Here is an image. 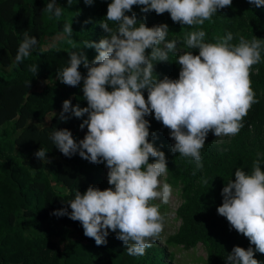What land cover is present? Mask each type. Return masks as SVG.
<instances>
[{
	"label": "trees",
	"instance_id": "trees-1",
	"mask_svg": "<svg viewBox=\"0 0 264 264\" xmlns=\"http://www.w3.org/2000/svg\"><path fill=\"white\" fill-rule=\"evenodd\" d=\"M48 2L0 0V264H169L163 261V250L153 246L144 256L128 255L126 245L111 231L106 244L97 246L84 235L79 221L53 214L60 209L70 212L68 202L76 191L83 194L89 186L100 190L112 187L104 174V170L108 171L104 162L93 164L78 152L66 157L50 139L55 129H68L77 143L87 133L86 126L79 127L87 114L76 118L69 111L66 121L60 119L66 99L72 106L87 107L83 79L76 87L58 79L59 73L69 66L68 53L72 50L64 24L71 23V39L81 47L86 40L99 42L108 35L100 23L107 22L112 28L115 24L105 20L112 0H93L91 5L84 0H73L72 5L67 0H56L64 8L59 20L49 18L44 10ZM141 7L132 9L138 23L148 27L167 24L168 39L179 42V53H169V61L154 62L158 79L179 78L181 66L176 59L183 51L198 55V49H187L183 44L187 33L197 28L205 31L206 43H215L228 32L234 35L232 44L239 42V36L264 40V7L257 8L248 0H232L231 7L218 9L211 22L196 27L173 22L167 12L144 13ZM25 32L38 43L29 57L16 64L14 57ZM81 50L89 64L98 54L94 48ZM32 65L38 66L37 74L29 70ZM79 71L86 77L83 64ZM250 78L258 102L252 105L237 135L215 142L208 133L201 149L202 167H197L191 158L173 153L175 141L170 138V130L154 115L145 117L150 124L149 141L166 157L169 171L164 180L179 190L180 203L175 209L179 223L165 243L183 249L201 244L204 264H228L226 257L234 246L252 247L254 258L264 264V254L255 251V246L216 211L222 204V188L230 179L235 180L236 168L251 174L256 153H264V50L261 62L252 67ZM143 95L147 100V90H143ZM40 148L47 151L49 163L35 156ZM153 162L155 158L150 157L149 163ZM261 170L264 171V164Z\"/></svg>",
	"mask_w": 264,
	"mask_h": 264
},
{
	"label": "clouds",
	"instance_id": "clouds-1",
	"mask_svg": "<svg viewBox=\"0 0 264 264\" xmlns=\"http://www.w3.org/2000/svg\"><path fill=\"white\" fill-rule=\"evenodd\" d=\"M67 3L72 5L73 0ZM84 3L91 5L93 0ZM248 3L264 7V0ZM231 5L232 0H112L105 20L115 24V28L107 22L100 23L108 35L99 42L86 40L82 45L98 53L91 64L82 47L71 39V23L64 24L72 50L68 53L69 66L59 73L58 79L72 87L83 79L87 107L72 106L66 99L60 119L66 121L69 111L76 118L87 114L79 125L80 129L86 126L87 133L77 143L68 129H55L50 139L66 157L78 152L93 164L104 162L107 183L112 187L100 190L89 186L83 194L76 191L74 199L68 202L71 211L60 209L53 214L79 221L84 235L97 246L106 244L111 231L126 245L128 255L144 256L163 231L164 216L160 204L154 201L167 204L173 189L160 179L169 170L164 152L148 139L150 124L146 116L154 115L170 130V138L175 141L173 153L191 158L197 167H202L201 149L208 133L215 137L237 135L252 105L258 102L250 77L252 67L261 62L264 40L239 36V42L232 44L234 35L228 32L215 43H206L205 31L197 28L187 33L183 44L187 49H198V55L183 51L176 59L181 66L179 78L158 79L154 62L169 61V53L176 52L179 42L168 39L167 24L148 27L138 23L133 6H142L144 13L167 12L173 22L196 27L211 22L218 9ZM44 10L49 18L59 20L64 8L56 0H49ZM37 43L34 36L25 32L14 62L22 63ZM82 64L87 69L86 77L79 71ZM29 70L37 74L38 66L32 65ZM143 90H147V100ZM46 152L40 148L35 156L49 163ZM150 157L155 162L149 163ZM262 164L264 153L257 152L251 174L236 168L235 180L230 179L222 188V204L216 211L255 246V251L264 254ZM226 260L228 264H260L252 247L234 246Z\"/></svg>",
	"mask_w": 264,
	"mask_h": 264
},
{
	"label": "rangeland",
	"instance_id": "rangeland-1",
	"mask_svg": "<svg viewBox=\"0 0 264 264\" xmlns=\"http://www.w3.org/2000/svg\"><path fill=\"white\" fill-rule=\"evenodd\" d=\"M174 53H179V50L177 49ZM228 137L229 136L215 137L214 134L210 132V138L215 142L224 141ZM107 172V170H104V174H107ZM160 179L165 182L164 177ZM172 189V197L167 204H161L158 200L154 201V203L160 204L159 210L164 216V227L159 239L152 246L157 247L161 251L163 250L165 255L163 256V261L169 264H204L205 251L201 244L197 243L190 249H183L181 246L165 243L166 237L176 230L179 223L175 215V209L180 203L179 190L176 188Z\"/></svg>",
	"mask_w": 264,
	"mask_h": 264
}]
</instances>
